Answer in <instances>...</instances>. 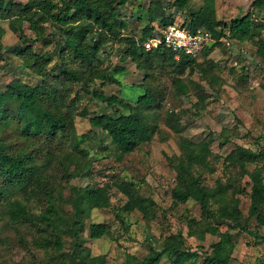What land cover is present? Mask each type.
I'll return each instance as SVG.
<instances>
[{
	"label": "trees",
	"instance_id": "16d2710c",
	"mask_svg": "<svg viewBox=\"0 0 264 264\" xmlns=\"http://www.w3.org/2000/svg\"><path fill=\"white\" fill-rule=\"evenodd\" d=\"M129 1L0 0V60L4 61L0 64V72L7 65L8 71L12 70L15 75L10 84L0 85V216L7 218L15 229H31L36 235L35 242L50 250L52 264H100L103 261V256L94 255L85 245L82 220L79 217L71 219L63 211L61 204L71 201L72 194L65 198L52 178L54 172L46 174L49 166L54 165L72 177L71 165H83L73 151L63 148L66 144L74 149L79 147L81 136L76 131L77 115L88 118L92 127L105 132L119 155L132 153L151 141L158 132L159 126L152 116L164 107L165 92L159 84L152 82L155 63L161 69H171L172 79L182 93H186L188 88L179 75L194 71L196 57L181 53L177 58L175 52L164 45L151 50L143 45L175 23L166 15L167 9L160 1L154 2L156 10L150 11L140 37L122 32L126 24L118 22L115 10ZM190 1L175 0L174 3L186 8ZM203 2L200 8L191 10L187 21L179 23L192 32L202 29L217 41L206 45L200 54L208 57L221 40L228 39L252 42L256 53L264 58V38L261 36L264 24L256 23L253 14L254 9L264 11V0H253V10L235 16L230 22L218 18L215 0ZM2 22H8L9 29L18 36L15 44H4L6 29ZM26 24L32 36L26 33ZM47 25L52 30L44 35L41 27ZM117 39H124L128 44L122 59L131 58L144 68L145 80L139 84L144 92L132 102L117 95L108 98L102 91H95L93 95L98 100H112V110L96 114L86 108L76 112L77 93L73 95L76 86L89 92L90 85L97 80L101 85L122 83L118 75L125 68L103 67L100 58L104 48ZM207 61L214 65L213 61ZM25 72L37 81L30 83L22 79L19 74ZM168 118L174 121L180 116L172 111ZM231 134V129L223 128L218 135L222 139L221 145L231 140ZM214 135L212 132L209 136L214 139ZM180 147L182 154L170 160L177 179L172 196L176 202L192 199L199 203L203 214L212 219L206 232L214 235L218 232L219 235L205 262L230 264L236 242L229 230L219 231V225L224 222L233 224L250 237L260 238L264 243V235L260 236L248 224V220L254 217L257 227H264V172L258 167L249 169V164L264 161V146L258 150L237 146L224 159L230 166L238 168L241 176L250 177L245 187L239 186L235 177L225 181L218 178L213 184L207 182L206 174H213L214 168L200 152L210 150L208 141L195 143L182 138ZM248 187H251V206L249 217L244 220L237 196L247 193ZM122 188L129 198L123 206L125 211L139 209L145 215L150 213L152 202L139 196L130 185L124 184ZM43 198L45 206L40 212L33 211L30 201ZM110 203L107 186L89 183L80 196L79 213L88 217L94 208H106ZM120 222H124L122 216ZM199 223L196 218L188 220L189 226ZM107 232L105 223H93L89 237L99 239ZM64 235L72 238L68 249L65 248ZM184 242L181 233L173 234L160 249H153L143 260L128 256L124 264H159L163 256L169 254L173 256L170 264H195L199 253L185 248Z\"/></svg>",
	"mask_w": 264,
	"mask_h": 264
},
{
	"label": "rangeland",
	"instance_id": "374dc122",
	"mask_svg": "<svg viewBox=\"0 0 264 264\" xmlns=\"http://www.w3.org/2000/svg\"><path fill=\"white\" fill-rule=\"evenodd\" d=\"M155 1L165 6L166 15L176 24L187 21L191 10L204 4L203 0H191L186 8H181L174 3L175 0H131L124 6H117L115 10L118 22L126 24L122 32L140 37L150 11L156 10ZM252 1L215 0L217 16L230 22L235 16L253 10ZM260 12L253 10L254 19L256 23L264 24V11ZM1 25L6 29L4 44H15L18 36L9 29V23L2 22ZM48 26L41 27L44 35L52 30ZM25 31L32 36L27 24ZM261 36L264 38V29ZM127 49L128 44L124 39H117L104 48L100 53L103 67L113 69L115 66H123L125 71L118 75L122 83L101 85V81L97 80L90 85L89 92L76 86L73 94L77 93L76 112L86 108L96 114L112 110V100H98L93 95L95 91H102L108 98L117 95L132 102L144 92L139 86L145 80L144 68L136 65L131 58L122 59ZM207 60L213 61L214 65H210ZM3 63L0 60V64ZM6 66L0 72L2 86L10 84L15 77ZM153 72L155 78L152 82L163 88L165 102L157 115L152 116L159 128L151 141L121 156L105 132L92 127L88 118L77 115L76 131L81 136L79 147L74 149L66 144L63 148L73 151L79 157L78 162L83 165H71L72 177L66 176L60 167L56 169L54 165L49 166L46 174L54 172L52 178L65 198L72 194V200L61 206L68 217H79L82 220L85 245L91 248L94 255L103 256L100 264H124L128 256L143 260L153 249H160L167 238L178 233L185 238V248L198 251L199 257L195 264H207L206 256L211 252L212 244L219 240L218 232L216 235L206 232L212 219L203 214L199 203L192 199L188 202L174 200L172 189L177 179L170 160L182 154V138L195 143L206 140L210 150L202 151L200 155L214 168L213 174H206L209 184L218 178L225 181L229 177H235L241 187L250 182L248 175L241 176L238 168L230 166L224 159L237 146L253 150L264 146V58L256 53V46L250 41L242 43L223 39L211 55L205 57L200 54L196 57L193 72L179 75L188 88L186 93L177 89L170 68L161 69L155 63ZM28 74L25 72L19 76L35 83V77ZM172 111L180 118L171 121L168 115ZM175 126L177 129H174ZM223 128L232 130V138L221 145L222 139L218 135ZM212 132L215 133L214 139L209 136ZM256 167L262 168L264 172V161L249 164L250 170ZM87 173L89 175H85ZM89 183L107 186L111 203L106 208H94L88 217H83L79 213V199ZM124 184L130 185V188L138 191L139 196L152 202L148 215L139 209L131 212L123 209L129 199L122 188ZM250 192L251 187H248L247 193L237 196L244 220L249 217ZM45 201L44 198L30 201L31 209L40 212ZM117 213L123 217V223ZM192 218L200 223L189 226L188 220ZM93 223H105L108 232L99 239H92L89 237V229ZM248 224L260 236L264 235V227H257L254 217L248 220ZM224 230H229L236 242L230 264H264V243L260 238L250 237L228 222L219 225V231ZM35 236L31 229H15L7 218L0 216V264H52L50 250L37 244ZM64 239L65 248L68 249L72 238L64 235ZM172 258L171 254L165 255L159 264H170Z\"/></svg>",
	"mask_w": 264,
	"mask_h": 264
},
{
	"label": "built area",
	"instance_id": "2783aa9c",
	"mask_svg": "<svg viewBox=\"0 0 264 264\" xmlns=\"http://www.w3.org/2000/svg\"><path fill=\"white\" fill-rule=\"evenodd\" d=\"M216 42L210 33L202 29L192 32L174 23L162 29L158 35L143 42V45L147 50L164 45L174 51L179 58L181 53L197 57L206 45Z\"/></svg>",
	"mask_w": 264,
	"mask_h": 264
}]
</instances>
